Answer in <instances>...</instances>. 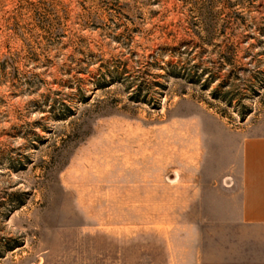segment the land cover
I'll use <instances>...</instances> for the list:
<instances>
[{
    "label": "rangeland",
    "instance_id": "374dc122",
    "mask_svg": "<svg viewBox=\"0 0 264 264\" xmlns=\"http://www.w3.org/2000/svg\"><path fill=\"white\" fill-rule=\"evenodd\" d=\"M211 117L264 121V0H0V264L196 262Z\"/></svg>",
    "mask_w": 264,
    "mask_h": 264
},
{
    "label": "crops",
    "instance_id": "0c3cea01",
    "mask_svg": "<svg viewBox=\"0 0 264 264\" xmlns=\"http://www.w3.org/2000/svg\"><path fill=\"white\" fill-rule=\"evenodd\" d=\"M193 125L204 135L203 212L194 218L202 223L187 234L193 264H264V121L247 129L218 117Z\"/></svg>",
    "mask_w": 264,
    "mask_h": 264
}]
</instances>
